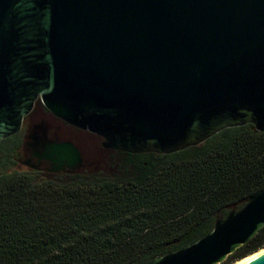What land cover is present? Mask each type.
<instances>
[{"label": "water", "instance_id": "1", "mask_svg": "<svg viewBox=\"0 0 264 264\" xmlns=\"http://www.w3.org/2000/svg\"><path fill=\"white\" fill-rule=\"evenodd\" d=\"M38 97L127 153L170 154L245 124L264 131V0H0V142ZM54 154L81 163L71 143ZM262 227L264 189L141 264H222Z\"/></svg>", "mask_w": 264, "mask_h": 264}, {"label": "trees", "instance_id": "2", "mask_svg": "<svg viewBox=\"0 0 264 264\" xmlns=\"http://www.w3.org/2000/svg\"><path fill=\"white\" fill-rule=\"evenodd\" d=\"M6 145L0 264H141L200 239L264 189V131L252 124L170 154L106 150L107 166L71 176L17 167ZM261 249L264 227L222 264Z\"/></svg>", "mask_w": 264, "mask_h": 264}, {"label": "flooded vegetation", "instance_id": "3", "mask_svg": "<svg viewBox=\"0 0 264 264\" xmlns=\"http://www.w3.org/2000/svg\"><path fill=\"white\" fill-rule=\"evenodd\" d=\"M86 133L98 139L103 150L102 138L88 131L79 129L53 114L38 97L32 109L22 118L19 131L0 142L7 141L8 154L14 160L15 166L34 172L57 176H71L77 173H88L92 162L84 156L82 148L72 139L66 137V132ZM63 143H71L79 152L81 163H73L70 159H59L54 154V147ZM29 155L30 159H26Z\"/></svg>", "mask_w": 264, "mask_h": 264}, {"label": "rangeland", "instance_id": "4", "mask_svg": "<svg viewBox=\"0 0 264 264\" xmlns=\"http://www.w3.org/2000/svg\"><path fill=\"white\" fill-rule=\"evenodd\" d=\"M65 135L74 140L82 148L85 158L92 162L90 173L99 171L104 166H107L112 160L111 154L100 147L99 141L96 137L86 133H76L73 131H68ZM26 159H30L31 163H35V161L31 160L29 155H26Z\"/></svg>", "mask_w": 264, "mask_h": 264}, {"label": "bare ground", "instance_id": "5", "mask_svg": "<svg viewBox=\"0 0 264 264\" xmlns=\"http://www.w3.org/2000/svg\"><path fill=\"white\" fill-rule=\"evenodd\" d=\"M262 253H264V249H261V250L255 252V253H253V254H251V255H248V256H246V257H244V258H242V259H240V260L234 262L233 264H242V263H244V262L250 260L251 258H254V257H256V256H258V255H260V254H262Z\"/></svg>", "mask_w": 264, "mask_h": 264}]
</instances>
